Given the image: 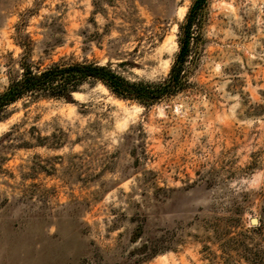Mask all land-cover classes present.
I'll list each match as a JSON object with an SVG mask.
<instances>
[{
  "label": "rangeland",
  "instance_id": "obj_1",
  "mask_svg": "<svg viewBox=\"0 0 264 264\" xmlns=\"http://www.w3.org/2000/svg\"><path fill=\"white\" fill-rule=\"evenodd\" d=\"M193 1L0 0V92L20 42L35 69L162 81ZM202 21L188 86L148 107L101 82L9 106L0 264H263L264 0H207Z\"/></svg>",
  "mask_w": 264,
  "mask_h": 264
},
{
  "label": "trees",
  "instance_id": "obj_2",
  "mask_svg": "<svg viewBox=\"0 0 264 264\" xmlns=\"http://www.w3.org/2000/svg\"><path fill=\"white\" fill-rule=\"evenodd\" d=\"M207 0H194L180 24L179 51L167 78L162 81L130 80L108 64L58 61L39 70L30 61L29 43L20 42L25 52L20 60L22 72L0 92V120L7 118L8 108L30 97L70 100L87 82H101L116 96L150 106L184 90L188 84L189 63L194 47L202 41V11ZM253 261L264 264V249L251 252Z\"/></svg>",
  "mask_w": 264,
  "mask_h": 264
},
{
  "label": "bare ground",
  "instance_id": "obj_3",
  "mask_svg": "<svg viewBox=\"0 0 264 264\" xmlns=\"http://www.w3.org/2000/svg\"><path fill=\"white\" fill-rule=\"evenodd\" d=\"M176 111L182 112V106L180 104L176 106Z\"/></svg>",
  "mask_w": 264,
  "mask_h": 264
},
{
  "label": "water",
  "instance_id": "obj_4",
  "mask_svg": "<svg viewBox=\"0 0 264 264\" xmlns=\"http://www.w3.org/2000/svg\"><path fill=\"white\" fill-rule=\"evenodd\" d=\"M252 222L257 223V219L256 218H253L252 219Z\"/></svg>",
  "mask_w": 264,
  "mask_h": 264
}]
</instances>
